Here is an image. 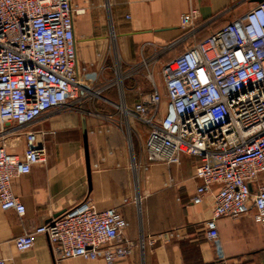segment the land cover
Returning <instances> with one entry per match:
<instances>
[{
    "label": "built area",
    "instance_id": "1",
    "mask_svg": "<svg viewBox=\"0 0 264 264\" xmlns=\"http://www.w3.org/2000/svg\"><path fill=\"white\" fill-rule=\"evenodd\" d=\"M79 11L71 0H0V140L20 133L25 140L21 153L0 144V208L19 217L25 206L12 190V179L46 160L33 125L88 93L77 65L74 18ZM198 16L196 8L181 14L179 28L187 38L210 19ZM161 73L165 105L155 88L128 114L148 126V162L179 164L182 155L197 159L192 203L211 196L205 238L215 263L224 264L218 218L251 213L264 226V1L187 42ZM127 226L117 208L100 210L85 199L17 235L13 243L25 251L43 234L57 262L100 258L113 264L133 247ZM0 264L7 262L0 258Z\"/></svg>",
    "mask_w": 264,
    "mask_h": 264
},
{
    "label": "crops",
    "instance_id": "2",
    "mask_svg": "<svg viewBox=\"0 0 264 264\" xmlns=\"http://www.w3.org/2000/svg\"><path fill=\"white\" fill-rule=\"evenodd\" d=\"M237 1L71 0L80 10L74 18V34L77 65L88 93L79 102L48 111L33 125L46 160L12 179V190L25 213L19 217L14 210L0 208V258L7 264H107L100 258L57 262L43 234L25 251H18L13 243L22 232L88 199L100 210L117 208L128 222L125 236L133 247L113 264H216L203 226L211 216V196L192 203L197 159L182 155L179 164L147 161L148 126L128 114L145 94L144 88L137 82L120 85L116 67L119 63L125 73L134 70L144 47L148 57L156 51L161 55L168 43L184 35L179 20L190 8L198 10L199 20H206ZM199 33L188 40L202 39ZM164 60L159 56L154 61L157 86L158 65ZM162 98L164 106L165 89ZM2 142L8 152L21 153L25 148L21 133ZM216 223L227 258L224 264H264V226L251 213L220 217Z\"/></svg>",
    "mask_w": 264,
    "mask_h": 264
},
{
    "label": "rangeland",
    "instance_id": "3",
    "mask_svg": "<svg viewBox=\"0 0 264 264\" xmlns=\"http://www.w3.org/2000/svg\"><path fill=\"white\" fill-rule=\"evenodd\" d=\"M254 5V2L250 0H238L237 3L229 6L218 13V16L212 15L209 17L208 23H206L202 29L200 30L199 36H206L215 28L225 24L226 22L232 20L234 17L241 15L246 10ZM216 16V17H214ZM203 21V20H202ZM182 37L176 38L175 40L171 41V43L167 44L166 48L162 50L161 55L158 51L155 54H151L148 57L146 47L142 48V51L138 52V60L137 65L134 70L125 73L120 64L117 63V75H118V83L120 85L124 84L129 85L133 82L140 83L141 86L144 88L143 93H149L150 91L154 90L155 88L162 94L164 93V82L162 76V66L165 62L170 61L175 55H177L182 49L184 48L185 44L189 42L186 33L180 28ZM198 37V36H197ZM157 49V47H156ZM159 56H164L165 60L162 65L159 66V74H160V86H157L155 78L153 77V66L154 61L157 60ZM151 75V77H150ZM143 96V95H142Z\"/></svg>",
    "mask_w": 264,
    "mask_h": 264
},
{
    "label": "water",
    "instance_id": "4",
    "mask_svg": "<svg viewBox=\"0 0 264 264\" xmlns=\"http://www.w3.org/2000/svg\"><path fill=\"white\" fill-rule=\"evenodd\" d=\"M251 2H262L264 0H250ZM82 134H83V143H84V150L86 154V160H87V171H88V177L90 175V169H89V161L87 156V135H86V125H85V119L82 117Z\"/></svg>",
    "mask_w": 264,
    "mask_h": 264
},
{
    "label": "trees",
    "instance_id": "5",
    "mask_svg": "<svg viewBox=\"0 0 264 264\" xmlns=\"http://www.w3.org/2000/svg\"><path fill=\"white\" fill-rule=\"evenodd\" d=\"M145 94H147V93H145ZM145 94H143V95H145Z\"/></svg>",
    "mask_w": 264,
    "mask_h": 264
}]
</instances>
